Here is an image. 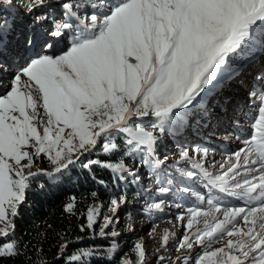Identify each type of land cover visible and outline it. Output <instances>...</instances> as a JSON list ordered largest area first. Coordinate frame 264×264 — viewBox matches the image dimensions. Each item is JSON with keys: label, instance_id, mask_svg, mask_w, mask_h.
Here are the masks:
<instances>
[{"label": "snow or ice", "instance_id": "1", "mask_svg": "<svg viewBox=\"0 0 264 264\" xmlns=\"http://www.w3.org/2000/svg\"><path fill=\"white\" fill-rule=\"evenodd\" d=\"M85 182L55 264H149L136 204L178 210L153 264H264V0H0V264L30 193Z\"/></svg>", "mask_w": 264, "mask_h": 264}, {"label": "trees", "instance_id": "2", "mask_svg": "<svg viewBox=\"0 0 264 264\" xmlns=\"http://www.w3.org/2000/svg\"><path fill=\"white\" fill-rule=\"evenodd\" d=\"M87 188L86 182L83 186L78 183L65 184L52 188L45 194H29L28 204L21 209V216L16 221V235L26 246L23 250V264H55L59 236L68 234L69 238H74L79 234L78 221L62 211L65 196L76 195L79 198ZM101 196L106 199L103 192ZM128 211L132 214L136 212L133 216L140 214L139 207L132 210L129 208ZM165 216H168L167 212L158 217ZM156 218L157 216L153 217ZM127 240L121 237L119 239L125 253L128 251Z\"/></svg>", "mask_w": 264, "mask_h": 264}, {"label": "rangeland", "instance_id": "3", "mask_svg": "<svg viewBox=\"0 0 264 264\" xmlns=\"http://www.w3.org/2000/svg\"><path fill=\"white\" fill-rule=\"evenodd\" d=\"M260 64V59L257 58L254 61L253 66L258 67ZM208 144L211 145L212 151L215 155V159L220 160L223 155L227 152L235 150V148L239 147V141L232 136L229 139L225 140L223 138V134L219 135L218 137L207 141ZM174 145L169 144V148H173ZM197 187H201L200 185H197ZM141 208V205H136L135 209ZM133 208H131L132 210ZM168 213V216H165L163 218L158 217L159 215H156V219H149L144 216L142 212L138 216H133L134 214L136 215V212L132 214L133 220L131 221L135 228L136 231L132 233H123L121 238L128 239L126 246L128 247V251L130 247L137 242V240H143L146 243V246L148 248V260L149 264H153V261L156 256L163 255L165 257H171L172 259L175 258V241H170L169 246L167 251H160L156 252L155 248L158 246L161 236L164 233V230L167 229L169 232L173 231L174 225L170 224L168 221L173 220L175 221V215L177 214L178 210L177 209H172L170 212L166 211ZM127 219L125 214L121 213V228L123 227V222ZM155 229V231H153ZM120 230V229H118ZM175 231L177 237L182 235V229L179 228V225L175 226ZM149 233H152V235H149ZM122 245V242H121ZM127 251V252H128Z\"/></svg>", "mask_w": 264, "mask_h": 264}]
</instances>
